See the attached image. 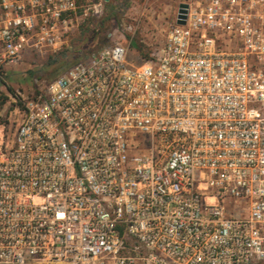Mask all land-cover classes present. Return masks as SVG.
<instances>
[{
  "label": "built area",
  "instance_id": "built-area-1",
  "mask_svg": "<svg viewBox=\"0 0 264 264\" xmlns=\"http://www.w3.org/2000/svg\"><path fill=\"white\" fill-rule=\"evenodd\" d=\"M103 1L0 0V76ZM181 2L148 59L8 94L0 264H264V0Z\"/></svg>",
  "mask_w": 264,
  "mask_h": 264
},
{
  "label": "rangeland",
  "instance_id": "rangeland-1",
  "mask_svg": "<svg viewBox=\"0 0 264 264\" xmlns=\"http://www.w3.org/2000/svg\"><path fill=\"white\" fill-rule=\"evenodd\" d=\"M84 1L93 5L100 0H81V3ZM181 1L105 0L98 12L91 9L84 15L77 11L62 34V44L56 52L29 51L17 63L6 66L7 72L0 76V93L7 97L4 102L11 100L8 94L12 97L19 92L27 94L57 76L62 71L59 69L62 62H52L54 58H75L78 62L87 59L93 51L120 41L129 44V58L148 59L165 41ZM60 52H64V57Z\"/></svg>",
  "mask_w": 264,
  "mask_h": 264
},
{
  "label": "trees",
  "instance_id": "trees-1",
  "mask_svg": "<svg viewBox=\"0 0 264 264\" xmlns=\"http://www.w3.org/2000/svg\"><path fill=\"white\" fill-rule=\"evenodd\" d=\"M136 48L138 49V44L136 43ZM59 55H61V57H64V52H60ZM52 62H55V61H61L62 62V65L60 66L59 69H65L66 67L72 65L73 63H76L75 61H77L75 58L73 60H66V59H53L51 60ZM6 95L0 93V104H2L4 102V100L6 99Z\"/></svg>",
  "mask_w": 264,
  "mask_h": 264
},
{
  "label": "water",
  "instance_id": "water-1",
  "mask_svg": "<svg viewBox=\"0 0 264 264\" xmlns=\"http://www.w3.org/2000/svg\"><path fill=\"white\" fill-rule=\"evenodd\" d=\"M187 4L184 2H180L178 5V20L177 23H183L184 21L181 19L183 18V12H185Z\"/></svg>",
  "mask_w": 264,
  "mask_h": 264
}]
</instances>
